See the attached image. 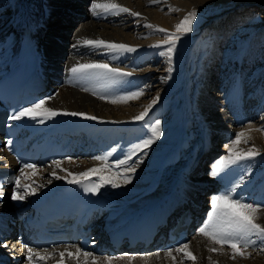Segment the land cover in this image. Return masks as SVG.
I'll return each instance as SVG.
<instances>
[{"label": "bare ground", "instance_id": "obj_1", "mask_svg": "<svg viewBox=\"0 0 264 264\" xmlns=\"http://www.w3.org/2000/svg\"><path fill=\"white\" fill-rule=\"evenodd\" d=\"M94 2L115 3L130 9L131 12L140 13V15L133 16L125 12L115 14L114 11L105 13L98 9L94 10L92 7ZM247 4L244 0H154V2L153 0H0V78L5 75V72L14 69V58L17 56L19 42L18 29L25 24H32L40 34V57L44 69L57 83H60V85H53L54 82H50V85H53L55 96L46 100V103L38 110L44 112L45 109L51 108L57 110L59 114L54 118H44L43 122L39 121L40 116L37 117V127L49 124L54 127L61 124H71L87 133L95 132V134L102 136V141L95 142L94 145L102 149L112 145V138H114L116 151L112 153V156L117 160L124 159L125 154L131 151V146L139 143L135 142L136 139H140L141 142L148 138V133L145 134L149 131L147 125L150 124V121L148 118L153 116L152 113L157 110L158 105L167 102V100L171 102H176V100L180 102L181 100L176 92L170 96L164 95L166 97L158 94L154 98L158 96L159 99L149 110L148 115L144 117V120L137 121L134 118L143 112L154 99L148 98L150 96L148 94L149 88L138 89L143 94L138 98H130L126 102L118 100L117 98L120 96L115 98L125 80H129L136 74L138 67L151 60L152 57L147 59L149 53L145 57L142 56L145 51L155 49V51L167 53L169 45L165 43L168 39L166 33L147 25L158 26V28L167 30L168 33H174L176 32L175 25L179 24L190 11L195 9L196 18L191 24L192 31L180 36L177 42H182L188 38L194 39L195 31L201 30V28H212L213 31H216L219 27L226 32L227 26L233 27L247 15L250 8L245 6ZM174 9H179V11H174ZM244 30L241 32L244 33ZM89 40L126 44L134 47L136 51L121 52L106 46L96 47L87 44L86 41ZM239 40L238 36L233 44L239 43ZM176 48L175 44L174 50ZM235 51L232 50V52ZM236 55L237 53H234L233 57ZM79 64H107L109 68L131 72L132 75L119 76L98 69L73 74L70 69ZM154 70H145L144 73L148 72L147 75L145 74L146 77L142 78V75L135 80L144 83L150 78L152 81L155 76L154 72H156ZM180 78V74L177 73L174 76V82ZM174 85L171 82L167 88L173 90ZM134 88L129 87L127 95L137 92ZM235 95L237 96V92ZM257 96L259 97V95ZM235 99L233 117L229 119L227 115H223L221 118L216 117L215 110H211V107L202 106L201 103H197L189 109L182 106V109L179 108L182 110L180 114L178 109L174 108V115H170L169 119L159 120L161 122L159 139L154 140L145 149L133 153L129 164L121 166L120 169L115 167L114 161H110V158L106 162L90 158H85L86 160L73 158L68 162L62 161L60 167L52 164L51 171H48L47 167L36 168L35 170L25 168L23 169V178L20 181L21 186L19 188L16 186L15 190V193L23 199L13 200L11 198L13 193L4 191L0 198H5V204L0 205V211L11 212L18 209L17 207L21 208L30 203L41 202L50 192L72 184L68 182L69 180L73 178L81 180L90 176H103L105 178L111 176L112 179L116 180L119 187L109 189L114 202L109 201L107 204L122 206L125 217L132 211L165 198L166 195L182 192L180 189L175 190L176 185L187 188L186 191L189 192L187 197L195 201L196 204L204 206L201 194L206 193L205 191L213 190L215 194L222 193L229 187L239 184L235 190L234 198L242 199L243 202L259 206L262 209L264 205V182L254 189L250 185V181H245L244 185L239 183V177L242 173L253 170L252 168L255 170L257 156H264V126L245 124L246 126H241L243 128L239 127L240 129L233 130L228 123L248 119V116H243L242 103L237 97ZM113 100L116 102L112 103ZM73 112L85 113L88 116L97 117V119L65 114ZM194 118L198 120L197 123ZM153 119L155 118L153 117ZM221 119L225 124L218 123ZM57 121L60 123H56ZM140 122L146 126V129L134 136L131 134L133 132L132 125ZM209 126V130H202ZM199 130L204 133L205 138L213 135L212 138L216 136L218 139L224 133L233 138L229 145L225 144V152L229 153V156L223 160L225 163L221 164L218 157H212L211 167H214L216 171L223 165L225 172L224 170L220 173L216 171L213 174L214 182L209 181L208 184L204 180L196 181L193 179L190 181L188 176L186 178L187 169L194 170L195 174L191 177L198 176L197 173L202 167L203 160L208 154H215L212 149L207 147L209 153L200 155L201 150L198 151L197 147L204 145L205 140L197 138L200 134H194ZM239 133H245V135L241 136L240 143L235 145V153L244 154L254 149L258 154L231 163L229 160L235 158V153L230 152L229 149L234 147L233 141L236 140ZM126 137L128 139L124 140ZM247 144L248 146H246ZM99 152L100 150L97 149L98 154ZM3 161L10 163L11 159L0 150V163ZM105 164H111V169L105 168L102 172L91 173L83 178L77 176V174L86 172L91 168H104ZM129 166L134 167L135 172H126L125 170ZM125 175L130 178V183L124 182ZM212 183L214 185H211ZM207 198L206 196L204 200L206 201ZM25 202L27 203L23 206L22 204ZM208 206L211 207V202L208 203ZM211 211L212 209L208 212ZM254 215L256 216L255 222L264 225V210L257 211ZM118 219H122V216ZM193 237L196 238L191 242V238L189 239L188 243H190L187 244L186 251L195 256L194 260L186 258L181 252H173L174 260L166 253H159V256H156V253L143 255L123 253L124 255H115L111 264H183L188 261H190L189 264H231L229 257L232 254V249L229 246L214 244L207 237L199 235L198 232ZM253 239H256L257 245L260 244L258 238L254 237ZM18 245L14 244L13 247L16 249ZM225 246L229 250L223 249ZM5 248L7 247H0V251ZM211 248H216L218 251H209ZM256 248L255 245L248 248L237 247L238 253H250L246 257L239 255L245 259L244 264H250L248 257L255 255L246 249L260 250L257 253H263L264 250ZM22 252L23 249L21 248L20 253ZM52 252L50 250L41 254V257H45L43 264H47V261L48 264H92L91 256L86 258L77 254V248L72 246L58 250V252L73 253L72 257L67 254L63 258L55 255L57 258L54 259ZM93 255L97 258V264H109L104 259L108 256H97L95 253ZM132 257L134 259H131ZM36 258L34 255L33 260L28 264H35ZM259 263H264V260Z\"/></svg>", "mask_w": 264, "mask_h": 264}, {"label": "rangeland", "instance_id": "obj_2", "mask_svg": "<svg viewBox=\"0 0 264 264\" xmlns=\"http://www.w3.org/2000/svg\"><path fill=\"white\" fill-rule=\"evenodd\" d=\"M244 2L248 3L245 6L250 7L247 15L239 20L233 27L227 26L226 32L222 31V28L219 27H217L216 31H213L212 28L198 29L199 31H195L194 39L188 38L182 42H176L177 48L173 50L171 59H169L167 53L160 55L161 51H155V49H148L147 52L145 51L142 54V56L145 57L149 53L147 59L152 58L149 62L146 61V64H142L138 67L139 69L137 68L136 74L133 75V77L137 78L142 75V78L144 76L146 77V73L148 72L144 73V71L148 69H155L154 71L157 72H154L155 76L152 81H150L149 78V81H145L143 83L144 86L141 87L149 88L148 94L150 96L148 98L153 99L154 96L158 94L162 97H166L164 95L170 96L176 92L181 99L180 102L179 100L171 102L167 100L169 99L167 98V102L160 103L157 110L152 113L155 118L154 120L169 119V116L175 113L174 108H177L180 114L182 112V106L183 108L189 109L197 105V103H201L202 106L211 107V110H215L214 114L216 113V117L221 118V116L227 115L229 119L233 117L232 110L235 109L233 103H236L235 97H237L242 103L243 116H248V119H241L236 123H228L229 126H231L233 130L243 128L249 124L264 126V0H244ZM243 29H245L244 33L241 32ZM238 36L240 38V44H233ZM232 50L236 51L232 52ZM234 53H237L235 57H233ZM176 66L177 68H175ZM177 73L180 74L181 78L174 82V76ZM171 82L175 84L173 90L167 88ZM235 92H237V96ZM256 93L259 97L255 95ZM255 107L257 108L254 109ZM179 108H181V111ZM194 121L197 123L198 120L194 118ZM221 122L225 124L222 119L218 121V123ZM209 129L210 126L202 130L205 131ZM184 131L183 129V132ZM194 134H200L197 138H203L205 140L204 145L197 147L198 151L201 150L200 155H207L209 151L208 148L211 150V146H213L212 150L215 152V157H218L221 161L229 156V153L225 152V144L229 145L233 140L229 134L224 133L222 137L218 139L216 136L212 138L213 135L205 138L201 130ZM246 146H248V144ZM207 157H209V154ZM207 157L204 159L205 161L203 160V164L201 165L203 173L197 177L193 176L192 180H209L212 182L211 180L214 179V177L210 175L211 163L209 160H206ZM252 169L253 170L249 172L246 171L242 173L239 177V183L244 185L246 182L250 181V185L253 186L251 187L255 189L264 182V156H257V167L255 170L254 168ZM51 170L52 169L48 171ZM223 170L225 172L222 165L216 171L220 173ZM211 185L214 184L212 183ZM23 193H25V191H23ZM263 210L264 205L262 209L259 208L258 211ZM195 238L196 237L192 236L190 242L194 241ZM17 249L20 248L18 247ZM223 249L229 250L226 246ZM256 249L260 248L257 247ZM241 250L243 251V249ZM246 251H251L255 254L253 257H248L250 264H257L264 260V251H262L263 253H257L260 250L246 249ZM53 257L54 259L57 258H55V256ZM114 257L115 256H113V258ZM244 261L245 259L239 255H237L235 259H233L232 254L229 257V263L231 264H240L241 262V264H244ZM251 261L258 262L254 263ZM189 263L190 261L187 263L184 262L183 264Z\"/></svg>", "mask_w": 264, "mask_h": 264}, {"label": "snow or ice", "instance_id": "obj_3", "mask_svg": "<svg viewBox=\"0 0 264 264\" xmlns=\"http://www.w3.org/2000/svg\"><path fill=\"white\" fill-rule=\"evenodd\" d=\"M154 2V0H153ZM93 9H98L101 10L105 13L108 12H115V14H119L120 12H125V13H130L133 16H139L140 13L137 12H131L130 9L126 7H121L118 4L115 3H93L92 5ZM174 11H179V9H174ZM196 18V11L193 9L190 11L182 20L179 24L175 25L176 32L174 33H168L167 30L163 28H158V26H153V25H147L148 27H156L158 31L166 33L168 36V39L165 41L169 45L167 49V54L169 56V59H171V54L174 50L176 42L180 39V36L183 35L186 32H191V24L192 21ZM87 44L100 47V46H106L109 49H112L114 51H121V52H135L136 49L134 47H131L126 44H118V43H106L103 40H98V41H86ZM165 53L161 52L160 55H164ZM103 70L106 73H113L119 76H131V72H122L120 69H115V68H109L107 64H79L76 67H72L70 71L75 74V73H83L88 70ZM143 93L142 91H137V92H132L129 95L126 96H120L117 99L120 101L126 102L130 98H138L141 96ZM52 97H49L48 99H51ZM103 98V97H102ZM159 99L157 96L152 100V102L145 108L143 112H141L138 116H136L134 119L137 121L144 120V117L148 115L149 110L152 108V106L156 103V101ZM112 102H116V100H113ZM46 103V100H39L36 103H33L29 107L21 108L19 111L14 112L9 119L10 120H16V121H22L24 118H28L32 121H35L37 117L39 116H44L45 118H51L56 115H58V111L48 108L45 109L44 112L38 111L39 109L42 108V106ZM68 115H73V116H85L87 119H97V117L94 116H88L85 113H65ZM40 122H43L41 120ZM148 127V138L142 140L139 143H136L131 146V151L129 153L125 154L124 159H118L114 161V165L117 169H119L121 166L128 165L129 160L132 157V154L138 151H141L151 145L154 140L159 139L161 131V122L159 120H155L154 122L150 123L147 125ZM245 133H239L237 135V138L235 141H233V148H230L229 151L232 153H235V145L240 143V137L244 136ZM9 144H11V141H8ZM258 154L256 150H249V152L241 154V153H235V158L230 159L229 162L231 163H236L238 160H244L248 159L251 156H254ZM111 156V152L105 153L103 155H98L93 157L95 160L99 161H108L109 157ZM54 165L57 167H60L61 161L59 160H54L52 161ZM221 164L225 163L224 161L219 162ZM36 165L32 163H25L21 169V175L14 177L15 184L17 188L21 186L20 181L23 178V169L28 168V169H36ZM112 165L111 164H105L104 168H91L88 169L86 172H82L77 174L78 177L83 178L89 176L91 173H96V172H102L107 169H111ZM126 172H135V168L132 166H129L125 170ZM55 175V173H53ZM59 178V177H57ZM69 183H76L79 184L81 183V180L79 178H73L68 181ZM124 182L125 183H130V178L125 175L124 177ZM110 184L112 187H119V184L116 182V180L112 178H105L101 177V183L93 185L91 187L86 188V191L90 192H97L100 187L103 186V184ZM239 187V184L233 185L229 187L225 192L213 195L211 197V207L212 211L209 212L208 214V219L204 222L203 226L200 227L198 230V234L207 237L210 239L214 244H219V245H227L232 249V257L235 259L237 255H240L242 257L249 256L250 253L246 254L244 252H237V247L241 246L244 248L256 246L260 248L261 250H264V225H261L259 223H256V216L254 215L258 210L259 206H254L249 203H245L242 201V199L239 198H234V193L236 188ZM3 196V190L2 186H0V197ZM13 200L17 199H23V197L18 196L15 192L13 193L12 197ZM258 238L260 240V244H256V239L253 238ZM3 247H7V244L0 245ZM27 248V245H25ZM188 248L187 244H184L180 247H177L175 249H168L166 255L169 257H172L173 260L175 257L173 256V252H181L185 255L186 258L190 259H195V256L191 254V252L186 251ZM28 256L27 260L31 262L33 260V256L35 255L38 260L43 259L41 257V254L39 252L33 253V250L31 248H28ZM209 251H218L216 248H211ZM55 255L60 256L63 258L65 254H67L69 257L73 256V253L71 252H58L54 253ZM77 254L82 255L84 257H92V264H97V258L89 252L82 251L79 248H77ZM156 256H159V253L155 254ZM122 258V257H121ZM106 259L109 264H111V260L113 257H106ZM131 259H134L132 257Z\"/></svg>", "mask_w": 264, "mask_h": 264}]
</instances>
